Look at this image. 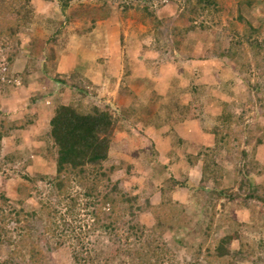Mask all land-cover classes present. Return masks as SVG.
I'll use <instances>...</instances> for the list:
<instances>
[{
	"label": "rangeland",
	"instance_id": "374dc122",
	"mask_svg": "<svg viewBox=\"0 0 264 264\" xmlns=\"http://www.w3.org/2000/svg\"><path fill=\"white\" fill-rule=\"evenodd\" d=\"M216 1L219 11L206 14L198 21L211 30L197 29L196 34L187 36L173 33L175 37L168 30L169 25L179 28L189 25L179 18V2L156 9L158 18L163 21L161 28L156 30L155 23L147 21L143 14L131 12L130 16H125L118 9L119 4H112L109 17L99 19L93 9L100 6V0H74L66 12L58 0L33 1L35 18L20 36L19 57L10 63L12 44L6 48L0 46V110L8 120L19 124L35 120L27 130L14 133L3 141L0 160L9 155H14L17 160L14 164L0 167V196L8 199L6 212L24 209L39 214L33 222L36 231L28 237H23L19 230L15 231L14 226H10L12 233L0 243V263L73 264L75 242H67L65 246L50 251L42 237L48 226L47 212L41 210L42 204L58 203L49 179L55 177L56 165L47 151V120L51 112L54 113L55 104L61 101L109 106L113 112L123 115L124 120L125 113H135L116 136L106 167H115L112 178L114 182H121L123 191L139 196L142 205L146 199L151 201L152 207L140 217L148 228L157 225L156 210H163L169 216L165 231L160 230L158 235L162 236L161 245L166 243L173 249L175 264H229L226 259L208 258L207 255L205 258L204 254L196 259L197 248L204 239L199 226L201 222L203 225L209 221L212 215L216 217L207 246L214 245L211 242L216 243L229 233L228 216L244 224L234 228L240 230L242 239L236 241L232 249L238 250L246 242L255 249L250 260L238 264H258L260 258L264 260V249L261 252L259 248L264 242V207L259 201H251L250 208L243 202L249 192L264 196V0ZM240 15L261 30L259 37H253L261 48L254 49L246 42L240 43V36L243 38L250 32L239 20ZM224 51L237 53V57L231 60L219 58ZM29 57L33 61L29 62ZM34 63L38 68L36 71H33V66H28ZM73 67L79 68V72H63V69ZM27 70H31L30 75L24 78ZM198 70L206 73L205 78L202 75L198 81L190 83V74ZM59 74L69 81H72L69 76L77 75L78 89L60 88L55 81V75ZM129 78L132 79L128 81ZM233 80L235 82L230 87L226 85ZM209 81L215 82V87L220 85L219 91L214 86L207 89L206 85H201ZM110 82L111 88L108 86ZM126 82L138 83L137 89L146 94H150L157 85L160 92L168 90L172 100L182 98L186 103V99L191 98L189 94H193L195 104L198 106L201 102V109L194 112L179 110L175 106L172 117L182 123L173 122L174 127L162 128L165 142L169 141L165 144L167 150L163 156L153 141L155 125L151 120L168 118L167 104L154 95L155 104L150 109L148 100L128 98L129 94L124 90L127 89ZM118 86L122 88L119 93L116 92ZM194 88H197L196 96L192 93ZM221 91L225 94L219 96V101L217 96L212 101L205 99ZM123 94L125 98H122ZM224 106L225 113L232 115V120L228 124L220 123L219 128L228 136L224 143L218 144L212 139V131L217 120L222 118ZM144 111H148L144 117L146 122H142ZM193 114L194 118H190ZM183 123L187 125V134L176 131ZM170 129L172 131L168 132ZM152 146L160 153L161 161L176 163L173 173L178 175L174 179L185 182L184 185L198 186L205 176L209 179L207 188L216 187L228 194H237L235 200L228 205L227 198L210 201L209 190H171L173 184L168 180V174L156 180L149 178L152 171L149 169L152 168H148V164L146 166L145 154L150 153ZM192 166L194 170L190 172L189 167ZM40 176L48 179H39L33 184L31 180ZM241 180L252 183L256 191L253 193L251 188L249 191V187L241 191ZM160 189L171 191L162 198ZM72 190V195L81 191L78 187ZM67 205L64 203L57 207L62 216L68 213ZM82 208H78L76 218L66 214L67 221H72L78 233L80 224L87 229L93 221L87 215V209ZM80 240L84 247L91 249L104 247L108 237L100 233L82 234ZM33 243L45 254L35 262L30 258ZM54 243L51 242L52 246ZM259 264H264V261L260 260Z\"/></svg>",
	"mask_w": 264,
	"mask_h": 264
},
{
	"label": "trees",
	"instance_id": "16d2710c",
	"mask_svg": "<svg viewBox=\"0 0 264 264\" xmlns=\"http://www.w3.org/2000/svg\"><path fill=\"white\" fill-rule=\"evenodd\" d=\"M33 1L0 0V46L6 48L8 44H12L13 49L11 50L10 56L13 58H11V61L9 60L10 63L20 55L22 46L20 40L21 34L34 21ZM46 1L52 2L54 0ZM58 1L61 4L62 10L66 12L74 0ZM178 2L180 3L179 18L189 25L181 26V28L169 25L168 30H170L172 36H174L173 33L182 36L196 34L197 29H204V31L211 30L205 23L198 24V21L206 14L219 11V4L216 0H100V6L95 7L93 10L96 12V15H99V19H105L111 14L112 4H119L120 7L118 9L125 16H130L131 12L143 14L146 16V20L155 23L156 30H159L163 21L158 18L155 12L156 9H163L170 4H176ZM239 20L244 22L247 28L250 29V32L244 35L243 38L239 35L241 37L240 43L243 45V42H246L254 49L257 47L261 48L260 44L253 41V37H259L261 35V30L253 27L243 15H240ZM94 23H96L95 19ZM231 24L230 22L229 25ZM211 52L214 53L213 50ZM236 57L237 53L229 54L227 51L219 54V58L222 59L231 60ZM31 61L33 59L29 57V62ZM28 66H33V71L38 69L35 68V63ZM3 69L6 70L7 68L3 67ZM30 72L31 70H27L24 78L30 75ZM60 75H55L56 84H59L60 88L62 86V89L70 88L73 90L78 89L80 86L76 82L77 75H73L72 77L68 74L64 75L69 76L68 79L72 81L67 80V77L62 78L61 76L63 75ZM72 82H76V84ZM175 82L176 80L174 79V85L177 83ZM234 82L235 80L226 83V85L230 87ZM213 84L215 85V82L206 85V88L208 89V87L214 86ZM218 86L220 87V85H217V87L214 86L213 88H217V91H219ZM124 90L128 92V96H133L128 89ZM195 91L197 92V88H194L192 91L196 96L198 94H195ZM170 92L172 94V89ZM223 94H225L223 91L217 92L216 95L205 97V99L212 101L217 96L216 100L219 101V96ZM195 99L189 105H182L180 98L172 100L171 96V102L165 105L169 111L168 118L161 119V117H158L159 119L157 118L156 121L151 120V124L155 125L153 131L160 130L168 125L172 128L173 122L175 124L177 122L182 123L180 120L172 117L175 106L176 109L187 112H194L201 109V102L197 106ZM78 103L72 102L67 104L61 101V103L55 104L54 116L50 122V127L46 134L47 137L45 138L48 146L47 151L56 165V175L49 179L51 180L50 184L53 194L58 199L57 204L43 203L41 207L43 212H47L48 226L42 233V237L47 242V248L51 251L65 246L67 242H75L76 246L73 247L72 251L73 264H175L177 260L174 257L173 249L167 246L166 243L163 244L164 246L161 245L162 236L160 234L158 235L160 230L161 232L165 231L164 225L168 223L169 216L163 210H156L157 225L153 228H148L140 217L146 213L145 211L148 208L152 207L151 201L146 199L142 205L139 196H132L130 193L123 191L120 186L121 182L113 181L112 174L115 171V167H106V164L110 160L116 136L121 132L123 125L125 123L128 124V121L134 118L135 113H125L126 120H124L123 115L121 117L119 114L113 112L109 106L101 107L94 104L86 106ZM152 103L153 106L155 104L154 97ZM225 111L224 106L220 116L222 118L217 120L218 122L212 131V139L218 144L224 143L226 136H228L225 134L226 131L219 128L220 123L223 121L225 124H228L232 120V115H227ZM146 113L148 114V111L143 112V118L146 116ZM194 116L193 114L189 117L194 118ZM182 120H184L183 122L186 121L185 119ZM146 121L145 118L142 119V122ZM34 122L35 120L33 121L31 119L20 124L10 121L0 110V156L4 139L14 133L27 130ZM171 131L170 129L169 132ZM150 153L145 154L147 156L146 166L148 164V168H152L149 169L152 170L149 178L156 180L168 174L170 177L168 180L173 184L171 190L175 188L179 190H193L194 192H198V190H209L207 194L210 196L208 198L210 201H221L227 198L228 205L235 200L237 194H228L226 191L218 190L216 187L207 188L209 179L205 176L204 181L202 180L198 186L184 185L185 182H180L176 178L174 179L175 172L173 173V168L176 164L175 162L161 161L160 153L154 146H152ZM16 160L14 155L6 156L3 160H0V167L8 163L14 164ZM204 172H207L206 166ZM27 179L30 180L29 178ZM39 179L45 180L48 178L40 176L31 181L35 184ZM251 185L252 183H248L246 180H241L239 183L241 191H243V188L249 187V191L252 189L254 193L256 188H253ZM74 187H78L81 190L76 195H72V189ZM171 190L160 189L162 198L167 196ZM251 201L254 203L255 201H259L264 207V196L260 197L256 193L251 194L250 192L245 194L243 202L244 204L247 203L246 206L249 208ZM7 202L8 199L4 195H1L0 243H3L4 238H7L12 233L10 226H14L15 231L19 230L23 237L30 236L33 231H36L33 222L38 218L39 214L37 211L26 212L24 209H13L6 212ZM64 203H68V213L66 214L71 215L73 218L78 216V208L84 207L87 209V215L93 219L91 225H88L87 229H83L80 224V232L78 233L72 221H67L66 214L62 216L57 208ZM214 204L216 202L213 203V206ZM227 204L224 205L227 206ZM215 217V215H212L209 221H205L203 225L201 222L199 226V231L204 239L203 243L197 248L196 259L199 260L204 254L205 258L207 255L208 258L226 259L229 264H238L250 260V255L255 252V249L246 244L251 243L246 242V244H241V248L238 250L232 249L233 244L242 239L240 230L234 228L243 227L244 224L238 220H231L228 216L227 219L231 229L229 233L218 239L216 243L215 241L211 242L214 245L207 246L212 237L211 233ZM22 222H25V225H22ZM94 233L106 234L108 242L104 247L88 249L82 245L80 235H91ZM53 241L55 242L54 246L51 244ZM181 243H184V241L182 240ZM183 246L187 245L184 244ZM259 248H261L262 252L264 242L261 243ZM43 254L44 252L42 253L38 245L33 243L32 253L30 254L31 261L35 262V259H39L42 256L45 257V254ZM260 260L264 261L263 258H260L258 264ZM5 264H14V262Z\"/></svg>",
	"mask_w": 264,
	"mask_h": 264
},
{
	"label": "crops",
	"instance_id": "0c3cea01",
	"mask_svg": "<svg viewBox=\"0 0 264 264\" xmlns=\"http://www.w3.org/2000/svg\"><path fill=\"white\" fill-rule=\"evenodd\" d=\"M76 65H78V61H77V64ZM60 68H61V66H60ZM79 72V68H75V67H73L72 69H69V70H65V69H63V72L64 73H73V72ZM205 72H201V71H197V73H195V71L193 72V74H190V76H191V79L189 80V82L191 83V81L193 80L194 81V83H195V81H198L197 79H199L202 75H204V78H205ZM221 77V76H220ZM182 78V77H181ZM132 78H129L128 79V81L129 80H131ZM139 79V78H138ZM215 79H216V81H217V78L215 77ZM202 80V79H201ZM218 82V81H217ZM169 83H171V82H169ZM209 84H212L210 81L207 83V82H203V84H201V85H209ZM137 85H138V83H135V84H128L127 82H126V86H127V89L130 91V93H132L133 94V96H128V98H130V97H133V99H134V97H140V98H143V102L145 101H147L148 100V103H147V106H149V108L150 109H152V101H153V97H154V95H157V96H159V97H161V99L163 100V103H165V104H168L169 102H171V96L169 95V93H167L168 92V90H166V91H159L157 88H156V86H154L153 87V91L150 93V94H146V92H141L139 89H137ZM160 85H162V84H160ZM195 85V84H194ZM110 88H111V82L109 83V85H108ZM125 86V87H126ZM122 88H121V86H118V88L116 89V92H118L119 93V91L121 90ZM150 95V96H149ZM189 95H191L190 97L191 98H189V100L188 99H186L187 100V102L185 103L184 102V100L185 99H182L181 98V100H182V105H189L193 100H194V96H193V94H189ZM121 96V95H120ZM144 96H145V98H144ZM124 97V94H123V96H122V98ZM125 98V97H124ZM53 116H54V113L52 114V112H51V114H50V117H49V119L47 120L48 121V129H49V127H50V122H51V120H52V118H53ZM188 122H190V123H197L196 121H192V120H189ZM184 124V123H183ZM187 125L186 124H184V125H181L180 127H178V129L176 130V131H180V132H183V133H185V134H187V127H186ZM164 128H166V127H164ZM162 130L163 129H160V130H156V131H153L154 132V134H153V141L154 142H156L157 143V150L161 153V155L163 156V152L164 151H166L167 149H166V146H165V144H167L169 141H168V139H167V143L165 142V137H163L162 135H164L163 133L161 134V132H162ZM169 132V131H168ZM167 132V133H168ZM159 134H161V136L160 137H158V135ZM168 137V135L166 136V138ZM188 137H189V135H188ZM201 138H203L204 139V136L203 135H201ZM198 142V141H197ZM196 142V143H197ZM196 143L194 144L195 146H196ZM171 144V143H170ZM161 146H163V149H161ZM165 154V153H164ZM165 162H167V161H165ZM192 170H194L193 168H191V167H189V171L190 172H192ZM175 175H178V174H175ZM174 175V176H175Z\"/></svg>",
	"mask_w": 264,
	"mask_h": 264
}]
</instances>
